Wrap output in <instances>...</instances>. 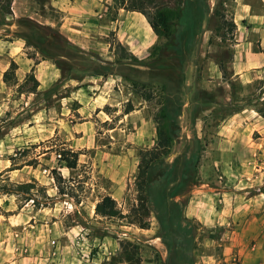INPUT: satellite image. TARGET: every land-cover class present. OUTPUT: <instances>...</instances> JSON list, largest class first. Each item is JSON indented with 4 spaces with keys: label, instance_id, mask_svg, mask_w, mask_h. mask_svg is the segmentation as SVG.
I'll return each instance as SVG.
<instances>
[{
    "label": "rangeland",
    "instance_id": "374dc122",
    "mask_svg": "<svg viewBox=\"0 0 264 264\" xmlns=\"http://www.w3.org/2000/svg\"><path fill=\"white\" fill-rule=\"evenodd\" d=\"M177 1L155 0L146 9L150 16L157 8L172 14ZM218 1H208L211 24ZM128 4L0 0V264H159L158 252L165 254L153 212L142 227L125 216L137 204L139 151L156 143L160 103L145 101L115 72L105 78L80 67H58L19 35L20 19H30L59 31L88 56L115 61L120 40L112 26L101 22L102 15L115 19L118 9L127 11ZM224 7L233 13L235 1L225 0ZM125 15L134 31L143 33L150 25L147 15ZM159 38L157 44L165 41ZM217 44L220 39L215 37L201 59L204 68L206 58L227 60V51L234 48L230 42ZM140 51L134 54L137 58L151 59L154 46ZM12 62L16 68L6 80ZM229 67L225 83L204 79L203 68L196 82L198 97L190 107L184 100L180 136L166 157L173 161L193 148L196 136L200 139L199 180L184 195L189 200L186 215L198 223L196 264L206 255L214 256L211 264H222L219 259L227 247L221 242L234 228L250 238L247 252L252 258L264 260V134L241 124H223L243 105L238 101L256 97L255 108L262 114L264 101L259 92L234 82ZM106 80H111L112 94L99 98ZM69 149L79 155L74 168L62 156ZM197 189H249L252 219L241 227L219 225L208 222L213 214L207 211L202 222L192 208L188 213ZM105 195L116 200L120 215L96 214V204Z\"/></svg>",
    "mask_w": 264,
    "mask_h": 264
},
{
    "label": "trees",
    "instance_id": "16d2710c",
    "mask_svg": "<svg viewBox=\"0 0 264 264\" xmlns=\"http://www.w3.org/2000/svg\"><path fill=\"white\" fill-rule=\"evenodd\" d=\"M154 1L129 0L126 6L127 10L147 15L155 34L165 39L163 43L154 46V54L148 60L137 58L121 42L116 44L118 59L115 61L88 56L84 51H78L71 46L59 31L30 19H20L19 35L27 46L33 47L44 57L53 59L58 67H80L105 78L115 72L124 80L130 81L145 101L157 100L160 103L159 113L155 117L156 143L151 148L139 151L138 172L135 177L137 204L125 216L129 217V223L142 227L148 212L154 213L159 223L158 237L161 238L165 251L164 255L160 252L157 254L159 264H196L198 223L186 215L189 200L184 195L199 180L203 150L200 139L196 136L193 148L173 161H168L166 157L180 136V116L184 110L181 100L184 66L192 56L196 66L195 82L202 76L204 66L201 63L200 46L203 41L204 22L210 13L209 0H178L172 14L157 8L150 16L146 8ZM224 4L225 0H221L214 11L216 23L209 40L210 46L213 45L215 37L220 39V44L217 45L221 47L228 45V42L234 43L236 24L233 13H228ZM227 52V60L214 56L223 79L227 78V64L233 58L234 49ZM142 66L148 68L146 81L139 76ZM15 68L16 64L12 62L4 75L6 80ZM197 97L196 92L195 98ZM131 110L132 108L127 112ZM62 156L67 167L77 166V152L69 149ZM95 212L104 217L121 214L116 200L110 195L101 198L96 204Z\"/></svg>",
    "mask_w": 264,
    "mask_h": 264
},
{
    "label": "crops",
    "instance_id": "0c3cea01",
    "mask_svg": "<svg viewBox=\"0 0 264 264\" xmlns=\"http://www.w3.org/2000/svg\"><path fill=\"white\" fill-rule=\"evenodd\" d=\"M84 1L87 3L88 0ZM234 1L233 20L236 24V29L234 31L233 58L229 62L231 79L238 85L244 86L247 90L259 92L258 94L261 96L260 100L264 101V0ZM214 2L217 5L219 1L214 0ZM87 7L88 5L84 8L86 11ZM125 12L140 14L136 11L130 12L124 8H119L115 19L108 20L102 15L103 20L101 22L112 26L111 28H114L116 31L120 42L136 55L143 48L148 49L155 46L160 38L155 34L152 27L150 25L147 26L143 33L134 31L130 27V23L127 22ZM209 20V17H207L204 22L203 41L200 46V55L203 58L206 57L208 48H210L209 40L216 23L215 17L212 18V24ZM92 31L96 32L95 30ZM193 59L194 56L188 59L184 66V83L181 99L182 102L187 99L189 107L192 105V100L194 101L196 95V66ZM143 69L145 68L142 66V75L140 77L146 81L148 80V73L143 74ZM203 73L206 80L219 79L225 83L222 72L212 57L206 58ZM110 82L111 80L104 82L99 98L103 97L105 93L111 96ZM238 102H243V105L235 109L224 120L223 124L225 123L229 128H237V124H241L242 127L257 129L264 134V114L255 108L256 97ZM186 109L184 108V111ZM253 198L250 195L249 189H197L193 192L190 199L191 205L189 206L188 213L192 208L191 213L201 218L203 222L205 212L209 211L212 212L213 218L212 221L207 219L208 222H214V224L219 225L233 224V226L241 227V225H246L252 219L250 213L252 211ZM250 241L249 237L247 238V236L242 235L240 228H234V231L229 235V239H223L221 242L227 247V252L224 253L226 255H224V258L219 259V262H223L222 264H264V260L253 259L251 252H247V243ZM213 259L215 260L214 256H201V261L197 264H211V260Z\"/></svg>",
    "mask_w": 264,
    "mask_h": 264
}]
</instances>
